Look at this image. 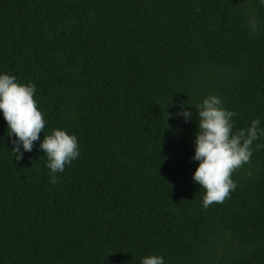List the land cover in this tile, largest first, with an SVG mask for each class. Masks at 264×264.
Segmentation results:
<instances>
[{"label": "trees", "instance_id": "16d2710c", "mask_svg": "<svg viewBox=\"0 0 264 264\" xmlns=\"http://www.w3.org/2000/svg\"><path fill=\"white\" fill-rule=\"evenodd\" d=\"M5 72L47 123L17 160L0 114V264H264V136L207 209L191 160L209 95L234 132L264 127L258 0H0ZM57 128L81 155L51 184L39 143Z\"/></svg>", "mask_w": 264, "mask_h": 264}, {"label": "clouds", "instance_id": "9594fccd", "mask_svg": "<svg viewBox=\"0 0 264 264\" xmlns=\"http://www.w3.org/2000/svg\"><path fill=\"white\" fill-rule=\"evenodd\" d=\"M264 7V0H258ZM255 31L256 22H252ZM35 83H19L15 76L0 73V114L7 124L8 137L13 144L12 155L20 160L25 152H31L33 144L40 140L46 120L34 99ZM198 110V130L194 138L193 162L198 167L192 181L199 185L204 194L201 205L207 209L213 203H223L237 187L232 173L247 164L253 155V143L264 136L260 119H253L244 129L233 131V117L237 113L223 107L222 99L209 95L195 107ZM185 122L192 118L191 111L177 113ZM15 137L12 139V137ZM264 147V145H257ZM39 150L45 153V167L49 170L51 184L58 183L57 174L81 155L78 139L65 130L52 129L39 143ZM140 264H165L162 256L142 257Z\"/></svg>", "mask_w": 264, "mask_h": 264}, {"label": "bare ground", "instance_id": "6f19581e", "mask_svg": "<svg viewBox=\"0 0 264 264\" xmlns=\"http://www.w3.org/2000/svg\"><path fill=\"white\" fill-rule=\"evenodd\" d=\"M84 83V82H83Z\"/></svg>", "mask_w": 264, "mask_h": 264}]
</instances>
